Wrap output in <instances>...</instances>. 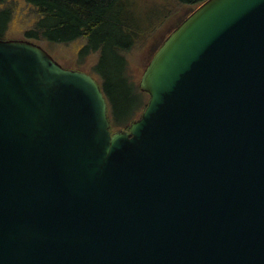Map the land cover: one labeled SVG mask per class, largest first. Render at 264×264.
Here are the masks:
<instances>
[{
	"label": "water",
	"instance_id": "water-1",
	"mask_svg": "<svg viewBox=\"0 0 264 264\" xmlns=\"http://www.w3.org/2000/svg\"><path fill=\"white\" fill-rule=\"evenodd\" d=\"M110 130L91 74L0 39V264H264V0H205Z\"/></svg>",
	"mask_w": 264,
	"mask_h": 264
},
{
	"label": "trees",
	"instance_id": "trees-1",
	"mask_svg": "<svg viewBox=\"0 0 264 264\" xmlns=\"http://www.w3.org/2000/svg\"><path fill=\"white\" fill-rule=\"evenodd\" d=\"M24 1L38 16L33 28L24 33L25 39L48 44L84 39L79 59L98 55L89 74L98 80L106 98L110 130L126 129L146 106L144 93L127 74L128 62L124 56L140 36L144 22L137 13L136 3L133 0ZM178 1L198 4L205 0ZM10 19L9 9L0 10V39H4Z\"/></svg>",
	"mask_w": 264,
	"mask_h": 264
},
{
	"label": "rangeland",
	"instance_id": "rangeland-1",
	"mask_svg": "<svg viewBox=\"0 0 264 264\" xmlns=\"http://www.w3.org/2000/svg\"><path fill=\"white\" fill-rule=\"evenodd\" d=\"M133 1L137 5V13L144 22L140 36L124 56L128 62L127 74L130 80L138 86V81L155 48L201 3L183 4L178 0ZM2 9L11 11V19L4 39H25L24 33L33 28L38 18L33 7L24 0H0V10ZM36 43L43 47L64 68L89 73L97 61V54H90L79 59L78 52L85 44L84 39H78L67 44H48L44 41H37ZM144 95L147 104L149 97L147 94Z\"/></svg>",
	"mask_w": 264,
	"mask_h": 264
}]
</instances>
